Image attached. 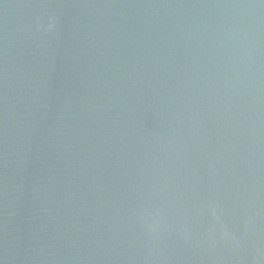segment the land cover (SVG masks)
I'll list each match as a JSON object with an SVG mask.
<instances>
[{
  "label": "water",
  "instance_id": "95a60500",
  "mask_svg": "<svg viewBox=\"0 0 264 264\" xmlns=\"http://www.w3.org/2000/svg\"><path fill=\"white\" fill-rule=\"evenodd\" d=\"M0 264H264V0H0Z\"/></svg>",
  "mask_w": 264,
  "mask_h": 264
}]
</instances>
